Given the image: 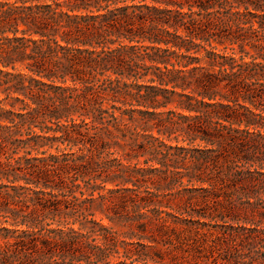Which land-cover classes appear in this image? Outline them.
<instances>
[{
  "label": "trees",
  "instance_id": "16d2710c",
  "mask_svg": "<svg viewBox=\"0 0 264 264\" xmlns=\"http://www.w3.org/2000/svg\"><path fill=\"white\" fill-rule=\"evenodd\" d=\"M0 264H264V0H0Z\"/></svg>",
  "mask_w": 264,
  "mask_h": 264
},
{
  "label": "rangeland",
  "instance_id": "374dc122",
  "mask_svg": "<svg viewBox=\"0 0 264 264\" xmlns=\"http://www.w3.org/2000/svg\"><path fill=\"white\" fill-rule=\"evenodd\" d=\"M98 218H99V215H97V219H98ZM104 223L108 224V222H107L106 220H104ZM112 227H113V229H114L115 231H118V232H122V231H123L121 228H119V227H117V226H113V225H112Z\"/></svg>",
  "mask_w": 264,
  "mask_h": 264
}]
</instances>
